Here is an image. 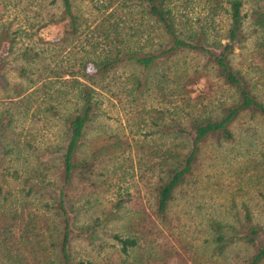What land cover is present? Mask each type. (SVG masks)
Here are the masks:
<instances>
[{"label":"trees","instance_id":"obj_1","mask_svg":"<svg viewBox=\"0 0 264 264\" xmlns=\"http://www.w3.org/2000/svg\"><path fill=\"white\" fill-rule=\"evenodd\" d=\"M56 1L59 13L53 19L63 22L61 39H75L81 17L72 0H49ZM100 4L102 10L110 8L92 26L98 40L90 42L85 36L86 48L81 45L75 68L74 62L49 67L43 62L34 70L41 52L30 45L17 52L23 59L16 65L18 74L34 85L26 92L13 87L9 96L15 97L14 102H31L37 99V91L47 95L42 109L58 121L60 132L50 146L33 151L32 163L19 169L11 163L17 142L3 141L10 114L7 108L0 111V264H165L166 256L184 250L189 231L191 238L204 233L202 247L209 262L240 245L250 250L236 264H258L264 258V223L252 216L245 203L236 206L229 200L218 217L207 214L187 222L186 209H176L172 200L177 196L190 200L198 185H214L202 171V153L206 145L212 143L208 151L216 153L234 140L232 122L246 116L264 127V75L260 74L264 73V0H101ZM120 5L122 17L116 15ZM221 19L223 28L217 29L215 21ZM12 41L8 37L9 46ZM118 70L125 71L123 76L114 77ZM256 70L260 73H253ZM58 71L70 76L63 78L64 88L54 93L52 77L61 75ZM253 75L262 78L257 82ZM105 85L114 102L129 112H140L147 104L143 92L150 88L172 109L150 114L139 128L143 135L158 139L151 148L156 173L148 210L127 208L130 192L124 187L86 218V209L76 203L71 190L77 184L85 187V181L97 184L94 175L102 157L121 144L115 136L107 145L79 153L88 128L101 114L97 88ZM63 97L70 104L61 111L56 106ZM101 175L102 179L109 176ZM15 183L22 196L40 199L50 212L51 233H41L29 216L23 218L21 210L10 205ZM259 194L264 205V193ZM120 219L127 232L105 231ZM75 245L84 253L76 255ZM112 245L119 256L116 263L104 255ZM130 251L131 258L124 263Z\"/></svg>","mask_w":264,"mask_h":264},{"label":"rangeland","instance_id":"obj_2","mask_svg":"<svg viewBox=\"0 0 264 264\" xmlns=\"http://www.w3.org/2000/svg\"><path fill=\"white\" fill-rule=\"evenodd\" d=\"M72 3L74 10L81 17V28L75 39L71 40L67 36L62 40L63 22L53 19L59 13L57 1L51 3L49 0H0V57H2L6 79V85L4 87L0 85V111L7 108L10 114V123L6 128L3 141H8L9 144L17 142L11 163L19 169L32 163V153L36 148L50 146L59 138L60 127L58 121L42 109V105L49 99L47 95L37 91L39 93L37 99L31 102H14L15 97L9 96L13 93V87L19 86L26 92L34 85L28 78L18 74L17 66L23 62V59L17 56V52L24 45H30L33 50L41 52L36 58L34 70H38V66L43 62H46V67L56 66L57 63L65 66L67 63L74 62L73 67L75 68L78 57L82 53L81 45L86 48L85 36L90 42L98 40V31H95L92 26L110 8L102 10L101 0H72ZM123 9L121 5L118 7L116 14L118 17H122ZM223 25L222 19L215 21L217 29H222ZM8 37L13 38L10 46ZM242 53H245V60L248 61L247 48H243ZM47 71L45 69L41 76ZM124 72L118 70L113 73V76H123ZM255 72L260 73L257 70L253 73ZM59 74L61 75L52 77L51 89L54 93H56L55 89L64 88L66 83L63 78L70 76L65 71ZM260 74L264 75V73ZM253 77L257 82L262 78L254 75ZM154 79L155 77H153V82ZM107 87L105 85V87L97 88L101 99V114L88 128L83 150L81 147L79 153L91 150L102 143L107 145L115 136L121 138V144L111 148L108 154L102 157L99 172L94 175L98 179L97 184L85 181V187L77 184L72 188V196L77 199L76 203L81 202L83 208L86 209L83 217H86L88 213L93 214L97 205H101L108 198L113 199L115 191L124 187L130 192L127 208L131 210L133 207L143 206L145 211L148 210L147 205L152 198L151 182L156 173L155 166L152 164L155 157L151 148L155 146L154 141L158 139L156 136L143 135L139 128L142 119L146 120L150 114L158 115L160 110L166 114L172 109L165 99L161 100L159 94L150 88L143 92L147 104L140 109L138 114L135 113L136 110L129 112L128 107L121 108L118 103L114 102L115 100L106 90ZM64 97L63 103L56 106L61 111L63 107L70 104V100ZM54 100L53 98V103ZM231 128L234 132L233 141L220 146L216 153L209 152L211 143L209 146L206 145L202 153V171L207 173L208 180L215 182L214 185H198L196 193H190V200L180 196L172 200L176 209H186L187 222L192 219L200 220L207 214L218 217L219 209H222L230 200L236 206L242 202L245 203L252 216L264 223V205L259 194L264 193V127L258 120L241 116L232 122ZM143 136L145 138L141 139ZM127 144L129 146H126ZM143 145L145 146L141 149ZM147 149L150 151L145 153ZM102 172L109 176L102 179ZM18 185L15 183L13 186L16 192L9 201L10 205L16 207L17 211L21 210L23 218L29 216L30 222L36 224L41 233L45 235L51 233L54 222L49 215L50 212L43 208L40 199L33 196H22V191L17 189ZM1 205L0 201V208ZM123 219L108 225L105 231L127 232ZM173 233L177 234L174 231ZM191 235L190 231L186 234L187 243L184 250L179 248L180 255L166 256L165 264H236L237 260L250 250L249 247L235 246L228 251L226 256L209 262L207 249L202 247L204 233L198 232L197 238H195L197 235L193 238ZM169 238L173 236L169 235ZM106 241L111 242L108 238ZM74 251L78 255L84 253L85 249L75 245ZM131 252L128 257L123 258L124 263L130 260ZM104 255L107 256L108 261L112 260L115 263L119 258L116 247L113 245L107 247ZM95 258L98 260L99 256ZM258 264H264V258Z\"/></svg>","mask_w":264,"mask_h":264}]
</instances>
